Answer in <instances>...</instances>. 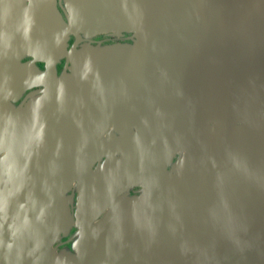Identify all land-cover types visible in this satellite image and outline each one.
I'll return each mask as SVG.
<instances>
[{"label":"water","instance_id":"1","mask_svg":"<svg viewBox=\"0 0 264 264\" xmlns=\"http://www.w3.org/2000/svg\"><path fill=\"white\" fill-rule=\"evenodd\" d=\"M66 2L68 21L57 0H0V24L12 25L0 33L3 77L28 56L74 69L140 61L159 65L146 71L149 93L204 98L186 96L192 111L174 116L171 139L155 125L140 147H98L81 112L74 131L67 115L57 130L29 131L0 84V264H264V0ZM123 31L134 44L77 49ZM91 86L74 80V102ZM141 157L152 174L125 184L121 169ZM134 183L143 193L132 197Z\"/></svg>","mask_w":264,"mask_h":264},{"label":"flooded vegetation","instance_id":"2","mask_svg":"<svg viewBox=\"0 0 264 264\" xmlns=\"http://www.w3.org/2000/svg\"><path fill=\"white\" fill-rule=\"evenodd\" d=\"M57 7L65 21H68L69 16L73 17L66 0H57ZM1 19L3 22L0 24V33H6L9 31L8 26L12 25H8L4 20L5 17ZM33 33H38V31H33ZM81 35L83 36L82 33ZM134 38L135 32L131 31H123L119 34L100 33L89 40L82 39L79 45L77 44V49H82L84 44L94 47L112 44L132 45ZM76 39V34L71 32L68 50L74 47ZM169 65L174 68V64ZM77 66H83V68L74 69L75 64L68 62L67 57L62 58L56 64H50L28 56L18 63H12L7 69L6 77L0 73V84L7 85L6 90L11 91L7 95L8 100L15 110L24 114L25 126L27 124L29 131L32 130L34 133V130L46 127L51 131L57 130L62 126V122L58 120L62 115L73 119L67 122V126L74 131V114L78 116L81 112L91 117V130L98 133L92 139L94 145L104 147L106 144L115 143L109 142L110 140L120 138L119 147L120 144L121 147H140L143 144L141 134L153 133L156 129L155 125H159V132L169 133L168 139L173 138L176 130L174 116L188 117L192 111L190 97L186 96H191L193 102H197L200 95L204 98L203 93L200 95L185 94L183 97L173 94L149 93L148 88L145 87L146 71L148 68L159 67L158 63L121 61L118 63H79ZM155 75L156 73L153 77ZM78 79H85L92 85L91 93L83 98H77L74 102V80ZM23 87L24 89L21 90ZM19 90L21 91L17 94ZM177 128L178 131H188L187 121L186 125L184 121L183 128L179 126ZM120 155L126 157L125 152ZM177 159L178 155L174 161ZM28 160L26 163H32ZM107 160L108 156L104 150V154L96 161L93 169L104 165ZM142 163H145V170L148 171L147 163L149 162L142 157L121 169V179L125 184L133 175L139 174ZM18 168L27 171L24 167H13L12 170ZM168 170H171V167H168ZM150 171L153 172V167ZM140 173L144 174V171ZM150 174L152 173L144 175L148 177ZM129 190L132 197L143 193V187L137 183H134ZM77 197L76 193L74 198L76 224ZM77 230L75 226L70 234V237L74 235V239L66 246L75 242Z\"/></svg>","mask_w":264,"mask_h":264}]
</instances>
